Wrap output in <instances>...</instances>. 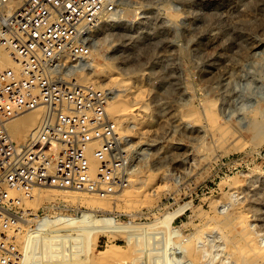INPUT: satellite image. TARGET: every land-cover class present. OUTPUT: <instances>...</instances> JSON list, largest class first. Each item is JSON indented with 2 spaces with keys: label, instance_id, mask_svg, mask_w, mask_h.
I'll return each instance as SVG.
<instances>
[{
  "label": "rangeland",
  "instance_id": "obj_1",
  "mask_svg": "<svg viewBox=\"0 0 264 264\" xmlns=\"http://www.w3.org/2000/svg\"><path fill=\"white\" fill-rule=\"evenodd\" d=\"M88 52L99 67L111 68L97 85L121 89L112 77L130 78L139 88L133 95L147 103L151 116L141 115L147 121L146 134L120 138L122 159H130L138 172L130 174L133 181L124 186L128 189L118 201L92 210L52 199L33 209L36 212L54 201L55 217L32 225L67 243L77 240L74 251L67 249L61 255L40 234L41 247L35 249L44 253V261L263 264L264 0H124L117 13L99 19ZM81 72L94 73L93 69ZM209 100L231 126L224 130L226 134L210 133L202 114ZM187 111L202 114L201 119L181 117ZM128 145L137 154L130 157ZM144 179L146 184H141ZM252 213L257 214L255 219ZM237 215L242 217L235 219ZM108 220H161V224L147 233L141 229L110 232ZM239 221L243 228L250 223L251 232ZM54 222L67 223L70 231L43 225ZM241 232L246 236H239ZM108 244L119 245L120 254L98 259L94 251ZM29 251L24 255L34 259Z\"/></svg>",
  "mask_w": 264,
  "mask_h": 264
},
{
  "label": "built area",
  "instance_id": "obj_2",
  "mask_svg": "<svg viewBox=\"0 0 264 264\" xmlns=\"http://www.w3.org/2000/svg\"><path fill=\"white\" fill-rule=\"evenodd\" d=\"M0 0V264H21L5 229L22 217L19 196L58 188L107 196L125 186L120 127L107 106L109 90L72 79L102 15L122 0ZM8 57L12 66L3 65ZM42 108L37 126L15 138L10 122ZM19 196L9 198V189ZM54 202L29 212L34 223L55 217Z\"/></svg>",
  "mask_w": 264,
  "mask_h": 264
},
{
  "label": "bare ground",
  "instance_id": "obj_3",
  "mask_svg": "<svg viewBox=\"0 0 264 264\" xmlns=\"http://www.w3.org/2000/svg\"><path fill=\"white\" fill-rule=\"evenodd\" d=\"M123 1L124 0H122V2ZM22 2H23V0H10L9 7L11 9H14L15 7L19 6ZM122 14H123V12H122ZM106 15H110V14H106ZM103 16L104 15H102V17ZM84 58H85L84 59V62H85L84 63V65H85V69L84 70L93 69L94 73L93 74H88V73H84V72H81V73L76 72V73L73 74L72 79H74L76 82L77 81H80V83H84V82L87 83L88 82V83H90V85L103 88L104 85H97V82H99L101 80L100 77L109 75L111 68H109V67L107 68L106 66L105 67H99L100 65L97 64L96 62H94L93 56L90 54V52H86V55L84 56ZM104 63H106V62H104ZM3 65L5 67H11L12 66L9 58L6 57V56L4 58ZM74 76H76V77L79 76V77L76 78ZM112 79H114V81H116V84L122 85V88L121 89H119V88L117 89V88H114V87H111V88L110 87L109 88H106L105 87L106 89L109 90L110 97L112 99L109 102V104L107 106V109H108V112L112 114L114 120L117 121V123H118V125L120 127V130H119V138L124 137V139H125L128 136H130V135H133V134L135 135V134H138V133H140V134H146L147 133V126H145L144 124H146L147 121L145 119H143L142 118L143 116H141V115L143 113H149L148 115H150L151 114V108L147 105V103H145L144 101H142V99H137L136 96L133 95L134 93L136 94V91L139 88H137L136 86H134L131 83L132 81L129 80L130 78L129 79H126L125 77H123V76L122 77H119V75H118V76L112 77ZM114 81H112V82H114ZM117 90H121V92H115ZM213 102L214 101L211 100L208 103V105H206L204 107V111H203L202 114H203V119L205 120V123L208 125L209 130L211 131V132L210 131L209 132L211 134H213V136H217V135H220L224 130H226L228 128H231V126L228 127L229 123L227 121H225L224 119H222L219 116L218 112L213 107V105L215 103V102L214 103ZM190 109H192V108H190ZM194 112H188L187 114H185V113L182 114L181 113L182 114L181 117H184L185 118V117L189 116L190 118L193 117V118H196L198 120L201 119L200 118V115H202V114L193 115ZM41 114H42V108L38 107V108L32 109L30 111H27V112L19 115L15 119H13L10 122V130H11L13 136L15 138H18V137H22V136L28 134L29 132H31L37 126V124L39 122V119L41 117ZM184 114H185V116H183ZM255 127H256V125H255ZM126 128H132V131L131 132H126ZM224 133H225V131H224ZM232 135H229V136H232ZM213 136H212V138H213ZM128 140L130 141V139H128ZM124 142H126V141H124ZM219 142H221V141H219ZM131 146H133V145H128L129 148L127 147L128 150H129L128 152L130 153V157H132V155H134V154H137V152H135V150L134 151H131V149L133 148ZM138 154H140V153H138ZM120 160L121 161L116 166L118 168L117 171H120L124 175L127 176L126 177V181H125L127 184L125 186H128V181H130L129 177L131 178L130 174L138 172V168H132L131 165H130V163H129L130 162V159H128V158H125V159H122L121 158ZM164 177H165V175H164ZM132 179H133V176H132ZM136 180H138V177L136 178V176H135V180L134 181H136ZM131 181H133V180H131ZM131 181L129 182L130 185H131ZM139 181L136 182V183L139 184ZM145 182H146V180L145 181L142 180L140 183L141 184H146ZM147 183H150V182H147ZM145 186H147V185H145ZM135 188H138V187H135ZM126 189H128V188L127 187H125V188L123 187L120 190L117 189L114 194L112 193V194H109L107 196L106 195L105 196H98V195H95V194H91V193H87V192L75 191V190H71V189L70 190H64V189H58V188H32L31 189V197H29V198H26V197H23V196L20 197L19 196V192L14 187L11 188V189H9V198H15V197H18L19 196V199L22 201V204H23V206H22V208H23L22 217H18V218L12 219L13 220L11 222L12 226L10 228L5 229L6 234L9 235V236H11L12 242L14 243L16 249L19 251V253L21 255V264H47L44 261V253L39 252V257L37 259H30L26 255H24V253L27 252L28 250H33V248L35 247L33 245L30 248H27L25 251L22 252V250L25 247H29L31 245V243L28 242V241H26L25 239L26 238H30L32 236V234H33V236H37V237H40V234L43 235V238L49 244L54 245V247H55L54 249H55L56 253H58V254H61V253L66 252L67 249H70L71 251H74L75 250V245H76L77 240H76V242H73V243H67L64 239L59 238V237H56L53 233H50V232H48L45 229H40V227H38V226H33L32 225V222L35 220V218L29 216V211L34 212L35 210H33V209L37 208V206L40 203H42L43 201H49V200H52V199H60V200L62 199L63 201H66L68 203H77V204H80V205L87 206V207H89V209L91 208L92 210L93 209H96V210L97 209H105L104 207H107L110 204V201L111 200H113V202L118 201V199L121 198V195L124 192L126 193ZM136 198H137V196H136ZM50 202H54V201H50ZM114 206L115 205L113 203V207ZM242 211H244V210L242 209L239 213H241ZM239 216H241V215H239ZM239 216L238 215L235 216V219H238L236 217H239ZM252 216H253V219H255L254 217H257V214L256 213H252L251 214V217ZM241 217H240V219H241ZM71 218H73V217L71 216ZM243 219H245V218H243ZM55 221H57V219ZM245 221H246V223L248 222L247 219H245ZM41 224H39V225H41ZM160 224H161V220H155V221H151V222H128V223L116 222V221H110V220H108V222H107L106 225L109 228L110 232H112V231H114L116 229H120V230H124V231L125 230H128V229L129 230L130 229H141L142 232L147 233L148 231L153 230L155 227L160 226ZM240 224H241V222H240ZM242 224H244V223H242ZM242 224H241V227H242ZM43 225H45V226H47V227H49L51 229H61L63 231L64 230L70 231V227H69V225L67 223L63 224V223H60V222H58V223L57 222L56 223L54 222V223H51V224L46 223V224H43ZM246 225H247L246 228H243L244 225H243L242 228L245 229V230L247 229V231H246L247 233H248V231L251 232L250 230L252 229V226H250V223L249 224H246ZM248 225L251 228L250 230L248 228ZM252 225H253V223H252ZM34 229L36 231L35 232L36 234H34V232L32 231ZM239 233H240V231H239ZM243 233L242 234H239V236L240 235L243 236L244 234H247V233H244V234ZM249 235H251V234H248V236ZM223 236H225V235L223 234ZM245 236H243V237H245ZM239 238H238V240H239ZM222 241L224 242V240H222ZM215 246H216V244H215ZM200 247L202 248V245ZM153 248L154 247H152V249ZM120 249H121V247L119 245H109V247H107V248H105L103 250H96V251H94V254L96 255V257L98 259L99 258H104L105 259L107 257H114V256L116 257V256H118V254H120V252H121ZM90 252H92V251H90ZM200 253L201 252H199V254ZM150 256L151 255H149L148 258H150ZM63 257H61V258H63ZM65 259H69V258L67 257ZM151 259H152V257H151ZM160 259L161 258H159V257L157 259L155 258V261H158ZM139 261H140V259H139ZM146 262H148V261H146ZM146 262H144V263H146Z\"/></svg>",
  "mask_w": 264,
  "mask_h": 264
},
{
  "label": "crops",
  "instance_id": "obj_4",
  "mask_svg": "<svg viewBox=\"0 0 264 264\" xmlns=\"http://www.w3.org/2000/svg\"><path fill=\"white\" fill-rule=\"evenodd\" d=\"M33 238L34 239L29 238L28 242H30L33 246L41 247V244L38 243L40 238L37 236H34ZM39 252H41V250L40 249L36 250L35 247L33 248V250L29 251V253H32L34 259H37L39 257Z\"/></svg>",
  "mask_w": 264,
  "mask_h": 264
},
{
  "label": "clouds",
  "instance_id": "obj_5",
  "mask_svg": "<svg viewBox=\"0 0 264 264\" xmlns=\"http://www.w3.org/2000/svg\"><path fill=\"white\" fill-rule=\"evenodd\" d=\"M241 111H243V109Z\"/></svg>",
  "mask_w": 264,
  "mask_h": 264
}]
</instances>
